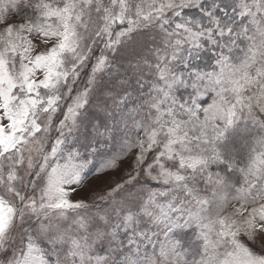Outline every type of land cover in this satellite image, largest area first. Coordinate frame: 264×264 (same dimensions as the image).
Segmentation results:
<instances>
[{"label": "snow or ice", "instance_id": "obj_1", "mask_svg": "<svg viewBox=\"0 0 264 264\" xmlns=\"http://www.w3.org/2000/svg\"><path fill=\"white\" fill-rule=\"evenodd\" d=\"M0 264H264V0H0Z\"/></svg>", "mask_w": 264, "mask_h": 264}]
</instances>
